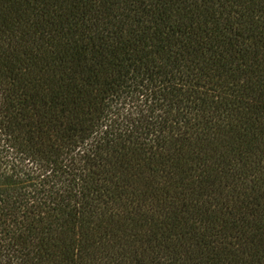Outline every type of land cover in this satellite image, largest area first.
Instances as JSON below:
<instances>
[{
	"label": "trees",
	"instance_id": "16d2710c",
	"mask_svg": "<svg viewBox=\"0 0 264 264\" xmlns=\"http://www.w3.org/2000/svg\"><path fill=\"white\" fill-rule=\"evenodd\" d=\"M0 264H264V0H0Z\"/></svg>",
	"mask_w": 264,
	"mask_h": 264
}]
</instances>
